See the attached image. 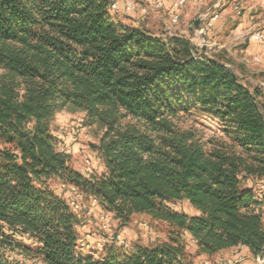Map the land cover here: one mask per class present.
<instances>
[{
	"label": "trees",
	"instance_id": "16d2710c",
	"mask_svg": "<svg viewBox=\"0 0 264 264\" xmlns=\"http://www.w3.org/2000/svg\"><path fill=\"white\" fill-rule=\"evenodd\" d=\"M109 7L0 0V264H203L235 248L264 258V190L247 186L264 180L263 90L226 54L126 26ZM63 110L100 129L102 173L74 169L60 148ZM192 112L226 140L207 148L173 123ZM79 194L119 232L145 215L166 240L85 252Z\"/></svg>",
	"mask_w": 264,
	"mask_h": 264
},
{
	"label": "rangeland",
	"instance_id": "374dc122",
	"mask_svg": "<svg viewBox=\"0 0 264 264\" xmlns=\"http://www.w3.org/2000/svg\"><path fill=\"white\" fill-rule=\"evenodd\" d=\"M132 1L138 6L136 12L117 15L112 13L124 25L141 26L159 35L187 37L202 54H204L203 49L206 48L207 56L216 52L213 42L208 38V31H206L207 28H210L208 24L211 22V18L216 15L211 14V12H200L186 17L183 14L184 9L181 8L178 10L179 20L174 23L168 9L162 7L146 12L143 10L144 5L142 3H139L138 0ZM226 1L228 0H220L214 11L219 10ZM197 21H199L200 29L195 26ZM235 59L233 61L237 66L238 74L251 86L261 88L264 94V73L255 71L254 68L257 66L254 62L245 59V56L240 55V53L236 55ZM240 66H243L247 73H241ZM173 123L182 132L193 134L195 140L207 148L212 147L217 141L226 140L218 127V120L207 113H181L176 120H173ZM52 134L60 142V148L71 156L74 169L86 174H100L104 171L102 161L94 149V146L99 144L101 131L96 126L87 124L84 113L69 110L61 111L53 124ZM51 184L54 189H58L57 182ZM247 186L259 197L260 192L264 190V180H251ZM79 196L80 199L74 203V206L81 210L80 217L83 221V228L80 232L84 240L81 246L85 252H101L105 245L115 242L117 238V245L125 248H132L135 245L148 246L166 240V225H158L145 215L134 216L130 225L119 232L118 223L113 220L111 215L104 213L95 200L86 199L80 194ZM173 208L190 215L194 214L187 202L176 203ZM18 240L23 245H31L26 240ZM203 264L212 263L211 261H203Z\"/></svg>",
	"mask_w": 264,
	"mask_h": 264
},
{
	"label": "crops",
	"instance_id": "0c3cea01",
	"mask_svg": "<svg viewBox=\"0 0 264 264\" xmlns=\"http://www.w3.org/2000/svg\"><path fill=\"white\" fill-rule=\"evenodd\" d=\"M118 1L122 6L123 0ZM144 5V11L154 10L152 0H138ZM168 9L173 16V5L178 0H156ZM220 1V0H219ZM218 0H190L183 7V14L188 16L200 12H211L217 16L207 28L208 38L214 44L215 53L226 54L232 60L240 55L254 62L255 71L264 73V39L256 41V33L264 35V0H228L219 10L214 11ZM213 11V12H212ZM176 12H179L178 10ZM135 25V24H134ZM212 264H260L248 249L235 248L223 251L211 260Z\"/></svg>",
	"mask_w": 264,
	"mask_h": 264
},
{
	"label": "built area",
	"instance_id": "2783aa9c",
	"mask_svg": "<svg viewBox=\"0 0 264 264\" xmlns=\"http://www.w3.org/2000/svg\"><path fill=\"white\" fill-rule=\"evenodd\" d=\"M190 1V0H178L174 5H173V16H172V22L176 23L179 20V14L178 12H176L177 10H180L181 8H183L186 3ZM152 2L155 3V7L157 9H160L163 7V4L160 2H157L156 0H152ZM110 12L113 14H120V13H124V14H132L134 12L137 11L138 6L135 2H133L132 0H123L122 6H120V3L118 1H110ZM217 16H213L211 18V22L216 19ZM211 22L208 24L209 26H211ZM204 32V30H202ZM254 39L256 41H262L264 39V35L262 33H256L253 35ZM73 191L75 193H77V191L75 189H73ZM78 198H80L79 195H77ZM74 204V203H73ZM120 239V237H119ZM118 241V238L117 240ZM256 261L259 262L260 264H264V258L263 257H257Z\"/></svg>",
	"mask_w": 264,
	"mask_h": 264
},
{
	"label": "water",
	"instance_id": "95a60500",
	"mask_svg": "<svg viewBox=\"0 0 264 264\" xmlns=\"http://www.w3.org/2000/svg\"><path fill=\"white\" fill-rule=\"evenodd\" d=\"M195 26H196L198 29H200V27H199V21H197V22L195 23ZM203 52H204V55L207 56V55H206V48L203 49ZM234 78L236 79L235 76H234Z\"/></svg>",
	"mask_w": 264,
	"mask_h": 264
}]
</instances>
